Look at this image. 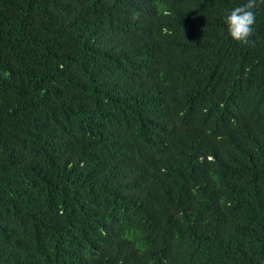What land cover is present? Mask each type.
Returning <instances> with one entry per match:
<instances>
[{
	"label": "trees",
	"instance_id": "16d2710c",
	"mask_svg": "<svg viewBox=\"0 0 264 264\" xmlns=\"http://www.w3.org/2000/svg\"><path fill=\"white\" fill-rule=\"evenodd\" d=\"M0 0V264H264V3Z\"/></svg>",
	"mask_w": 264,
	"mask_h": 264
},
{
	"label": "clouds",
	"instance_id": "9594fccd",
	"mask_svg": "<svg viewBox=\"0 0 264 264\" xmlns=\"http://www.w3.org/2000/svg\"><path fill=\"white\" fill-rule=\"evenodd\" d=\"M257 2L264 3V0H247L246 3L234 6L225 12L223 22L233 41L242 44L248 43L256 22V13L253 9Z\"/></svg>",
	"mask_w": 264,
	"mask_h": 264
}]
</instances>
